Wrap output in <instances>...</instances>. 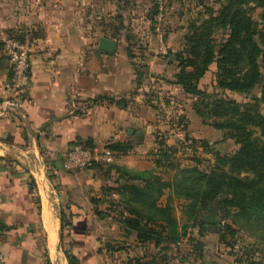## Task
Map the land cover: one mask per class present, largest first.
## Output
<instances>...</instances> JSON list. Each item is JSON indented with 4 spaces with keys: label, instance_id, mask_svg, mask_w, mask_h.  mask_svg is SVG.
<instances>
[{
    "label": "crops",
    "instance_id": "crops-1",
    "mask_svg": "<svg viewBox=\"0 0 264 264\" xmlns=\"http://www.w3.org/2000/svg\"><path fill=\"white\" fill-rule=\"evenodd\" d=\"M85 1L52 0L23 8L22 0H0V46L9 34L37 36L25 113L0 118V253L5 264H68L64 251L69 243L81 264H235L207 223L202 234L191 229V237L203 244L196 256L185 238L142 244L116 221L109 201L116 202L118 195L105 197L101 189L126 184L119 168L162 172L152 156L156 138L168 126L158 114L162 108L171 111L167 103L176 105L179 88L167 81L174 80L177 68L171 58L149 56L137 88L139 63L126 55L124 43L109 38V29L85 24ZM100 38L114 41L115 52L100 51ZM7 77L8 63L0 51V98ZM170 141L165 140L167 146ZM78 142L91 150L114 143L131 149L114 152L102 172L58 170L60 157ZM173 207L181 208V202ZM61 213L70 227H61ZM175 217L180 225L185 221Z\"/></svg>",
    "mask_w": 264,
    "mask_h": 264
},
{
    "label": "trees",
    "instance_id": "trees-1",
    "mask_svg": "<svg viewBox=\"0 0 264 264\" xmlns=\"http://www.w3.org/2000/svg\"><path fill=\"white\" fill-rule=\"evenodd\" d=\"M157 8L156 5L153 16L157 15ZM26 33L17 36L9 34L8 37L20 40L37 37L35 32ZM217 34H222L223 38L218 40ZM109 38L117 41L114 36L109 35ZM0 51L2 53V44ZM125 52L130 59L134 58L131 47L127 46ZM168 57L175 62L177 73L174 80L167 83L179 88L177 97L192 99L190 112L202 124L216 131H224L239 148L226 155L211 151L214 166L209 171L197 167L178 168L172 163V157L178 150L167 146L165 139L158 135L154 164L166 174L171 172L170 177L165 179L161 173L119 168L120 178L126 184L117 187L106 185L101 189V194L108 198L112 194L118 195L116 202L109 201L110 210L114 212L120 226L135 232L142 244H175L185 238L191 250L200 256L203 244L200 237L192 238L190 231L198 228L199 234H202L206 224L199 220L200 214L220 196L223 198L217 209L225 223L217 226L219 243L234 249L232 241L242 232L264 242V143L252 138L255 130L264 137V115L257 109L259 104L264 105V86L260 89L259 97L252 98L248 103L228 100L222 95L226 91L248 94L261 81L260 63H264V0H224L216 13L188 23L182 49L169 52ZM2 58L6 59L3 53ZM211 65L215 66V83L221 91V94L218 92L214 96L199 87L200 80ZM144 68L145 65L139 63L135 69L137 88L143 84L146 74ZM150 97L153 98L150 100L156 101L153 95ZM175 117L171 123L176 121L179 134L184 136V141H190L185 118L179 115ZM75 144L93 149L84 143ZM207 146L208 142L201 140L198 147L207 152ZM106 149L112 153L126 154L131 148L114 143ZM89 169L104 171L103 165H92ZM163 196H166V202L161 205ZM93 202L96 203L95 200ZM175 202L182 203L185 217L182 225L175 217ZM95 213L98 216L107 215L106 212ZM70 226L67 216L61 213V227ZM225 234L231 239L227 240ZM68 246L69 249L64 251L68 264H81L79 258L72 254L70 243ZM246 249L248 247L243 254H246ZM234 255L238 256L237 253ZM239 262L240 258L236 263ZM252 262L257 264L256 261ZM45 264L51 263L46 260Z\"/></svg>",
    "mask_w": 264,
    "mask_h": 264
},
{
    "label": "rangeland",
    "instance_id": "rangeland-1",
    "mask_svg": "<svg viewBox=\"0 0 264 264\" xmlns=\"http://www.w3.org/2000/svg\"><path fill=\"white\" fill-rule=\"evenodd\" d=\"M45 1L52 0H22V7L25 8V6L32 3L34 5H36V3L42 4ZM53 1L58 3L61 0ZM223 1L224 0H87L83 6L84 22L94 28L109 29V35L114 36L117 41L125 44V51L127 46L131 47L133 59H135L137 63H144L149 56L158 57L163 61L169 59V52L173 53L182 49L183 37L187 32L188 23L190 21H199L207 18L211 13H216ZM156 5L158 6L157 15L155 14L153 16V10ZM157 28L159 29L158 32L156 31ZM158 34L163 37L167 49L166 55L161 54L159 51ZM215 36L218 40L223 38L222 34H217ZM168 45L171 46L168 47ZM260 67L262 75L261 81L250 93L239 94L226 91L222 93L223 97L228 100H236L239 103H248L252 98L259 97L260 89L264 86V63H260ZM214 72L215 66L211 65L199 84V87L211 96H214L218 92L221 94V91L216 87ZM177 95L179 96V94L175 96L176 105L167 103L171 107V111L162 108L158 114L159 119L165 120L168 126L163 132H160L159 136L165 139L166 142L167 140H171L168 146L175 148L176 151L178 150L172 157V163L176 167H197L200 170L209 171L214 166V158L211 151L213 153L226 155L234 153L239 147L234 140L227 137L224 131H216L208 125L202 124L201 120L190 112L191 110L189 107L192 103V99H186L184 97L178 98ZM175 106H177V108ZM185 106L186 109H184ZM257 109L264 115V105L259 104ZM175 111H178L176 115L177 118L178 115L180 117L183 116L186 124L189 121L188 125L191 128H188L187 125V129L190 133V141H184V136L179 134V127H177L176 121L173 124L171 123V117L174 120L176 118ZM252 138L256 139L258 143H264V137L260 136L259 132L256 130ZM201 140H206L208 142L207 152H203V150L198 147ZM161 174L167 179L170 177L171 172L170 174H166L165 171H162ZM165 198L166 197H163L162 199L164 200ZM222 198V196L217 198L209 205L207 210L201 213V218L204 217L210 221L207 223V229L209 231L212 230L214 236H216L215 233L218 234L219 229L217 226L225 223V220H223L222 215L217 209L218 203ZM182 212L183 209L177 207V209H175V216L182 218V216H184ZM190 233L191 235L193 234L192 231H190ZM227 234H225L227 240L231 239V236ZM232 243L235 244L234 249L229 247H223V249L233 263H236L237 259L240 258L241 263L239 262L236 264H253L254 262H252V260L256 261L257 264H264V242L257 241L247 232H242L234 238ZM247 247L249 250L246 249V254H243L244 249ZM248 252L250 254H248ZM235 253H237L238 256L234 255Z\"/></svg>",
    "mask_w": 264,
    "mask_h": 264
},
{
    "label": "built area",
    "instance_id": "built-area-1",
    "mask_svg": "<svg viewBox=\"0 0 264 264\" xmlns=\"http://www.w3.org/2000/svg\"><path fill=\"white\" fill-rule=\"evenodd\" d=\"M158 43L160 53L166 55L167 49L160 34ZM35 49L36 42L29 37L20 40L7 36L2 40V53L8 63V77L1 86L0 118L8 115L23 116L25 113L31 82V59ZM112 156L113 153L108 149L91 150L74 144L62 158V170L71 173L86 171L92 165L105 164ZM0 264H5L1 253Z\"/></svg>",
    "mask_w": 264,
    "mask_h": 264
},
{
    "label": "water",
    "instance_id": "water-1",
    "mask_svg": "<svg viewBox=\"0 0 264 264\" xmlns=\"http://www.w3.org/2000/svg\"><path fill=\"white\" fill-rule=\"evenodd\" d=\"M98 49L100 51L106 52V53H114L116 49V44L114 41H111L109 39L100 38L98 42ZM58 170H62V157H60V161L57 166ZM201 221L204 223L210 222L206 218H201Z\"/></svg>",
    "mask_w": 264,
    "mask_h": 264
}]
</instances>
